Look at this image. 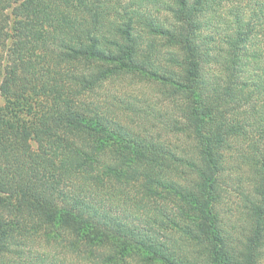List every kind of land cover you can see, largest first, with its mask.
Listing matches in <instances>:
<instances>
[{
    "label": "trees",
    "instance_id": "1",
    "mask_svg": "<svg viewBox=\"0 0 264 264\" xmlns=\"http://www.w3.org/2000/svg\"><path fill=\"white\" fill-rule=\"evenodd\" d=\"M0 96V264H264V0H0Z\"/></svg>",
    "mask_w": 264,
    "mask_h": 264
},
{
    "label": "rangeland",
    "instance_id": "2",
    "mask_svg": "<svg viewBox=\"0 0 264 264\" xmlns=\"http://www.w3.org/2000/svg\"><path fill=\"white\" fill-rule=\"evenodd\" d=\"M3 103H4L3 98L0 96V106H2ZM127 255L130 259H132L131 261H133L135 264H140V262L143 264H147V262H143L141 261V259H139L140 257H145V254H141L134 250H129L127 251ZM148 264H166V263H159L158 261L153 260L151 262H148Z\"/></svg>",
    "mask_w": 264,
    "mask_h": 264
}]
</instances>
